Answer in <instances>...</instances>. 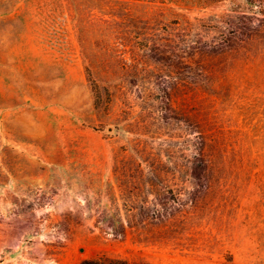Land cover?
I'll list each match as a JSON object with an SVG mask.
<instances>
[{
  "label": "rangeland",
  "instance_id": "rangeland-1",
  "mask_svg": "<svg viewBox=\"0 0 264 264\" xmlns=\"http://www.w3.org/2000/svg\"><path fill=\"white\" fill-rule=\"evenodd\" d=\"M117 257L264 264V0H0V264Z\"/></svg>",
  "mask_w": 264,
  "mask_h": 264
},
{
  "label": "trees",
  "instance_id": "trees-1",
  "mask_svg": "<svg viewBox=\"0 0 264 264\" xmlns=\"http://www.w3.org/2000/svg\"><path fill=\"white\" fill-rule=\"evenodd\" d=\"M80 264H130V263L123 258L117 257V258H105V259L87 258V259L82 260Z\"/></svg>",
  "mask_w": 264,
  "mask_h": 264
}]
</instances>
